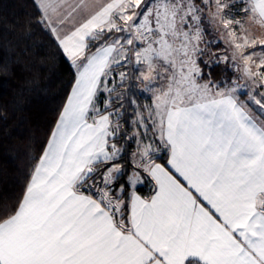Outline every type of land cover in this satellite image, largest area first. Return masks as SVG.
<instances>
[{"label": "snow or ice", "instance_id": "6c2138e0", "mask_svg": "<svg viewBox=\"0 0 264 264\" xmlns=\"http://www.w3.org/2000/svg\"><path fill=\"white\" fill-rule=\"evenodd\" d=\"M31 4L33 54L74 73L0 264H264V0Z\"/></svg>", "mask_w": 264, "mask_h": 264}, {"label": "trees", "instance_id": "16d2710c", "mask_svg": "<svg viewBox=\"0 0 264 264\" xmlns=\"http://www.w3.org/2000/svg\"><path fill=\"white\" fill-rule=\"evenodd\" d=\"M33 14L31 0H0V65L6 63L10 69L0 73V210L21 194L28 170L26 154H36L46 140L74 73L63 55L42 61L33 54L23 31L25 19ZM55 52L44 39L40 55ZM212 71L214 79L224 77L223 65ZM166 158L163 153L159 161L166 164ZM138 191L148 197L152 184L146 182Z\"/></svg>", "mask_w": 264, "mask_h": 264}, {"label": "rangeland", "instance_id": "374dc122", "mask_svg": "<svg viewBox=\"0 0 264 264\" xmlns=\"http://www.w3.org/2000/svg\"><path fill=\"white\" fill-rule=\"evenodd\" d=\"M72 2H74V0H72ZM219 47H220V48H224V47H225L223 41H220V43H219ZM213 50L215 51V48H214ZM234 76H235V73L231 72V76H230L229 78H232V77H234ZM148 95H149V94H147V93H139V94H138V99H139V101H140L141 103H149L150 101L147 99ZM241 98L243 99V97H241ZM159 155L162 156V155H163V152H161ZM141 185H143V184H141ZM141 185H138V187L141 186Z\"/></svg>", "mask_w": 264, "mask_h": 264}, {"label": "crops", "instance_id": "0c3cea01", "mask_svg": "<svg viewBox=\"0 0 264 264\" xmlns=\"http://www.w3.org/2000/svg\"><path fill=\"white\" fill-rule=\"evenodd\" d=\"M167 159V158H166ZM159 163H162L161 161L158 160ZM163 164V163H162ZM166 165V164H165ZM141 196L145 197L144 195H142L141 193H139Z\"/></svg>", "mask_w": 264, "mask_h": 264}]
</instances>
